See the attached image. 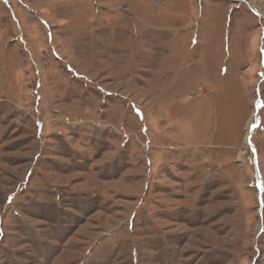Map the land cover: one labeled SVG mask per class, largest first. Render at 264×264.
<instances>
[{
  "label": "rangeland",
  "instance_id": "obj_1",
  "mask_svg": "<svg viewBox=\"0 0 264 264\" xmlns=\"http://www.w3.org/2000/svg\"><path fill=\"white\" fill-rule=\"evenodd\" d=\"M261 104L264 0H0V264H264Z\"/></svg>",
  "mask_w": 264,
  "mask_h": 264
},
{
  "label": "snow or ice",
  "instance_id": "obj_2",
  "mask_svg": "<svg viewBox=\"0 0 264 264\" xmlns=\"http://www.w3.org/2000/svg\"><path fill=\"white\" fill-rule=\"evenodd\" d=\"M259 103V102H258ZM261 107H264V104H261Z\"/></svg>",
  "mask_w": 264,
  "mask_h": 264
}]
</instances>
